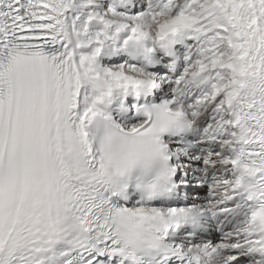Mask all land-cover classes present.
<instances>
[{
  "label": "snow or ice",
  "instance_id": "snow-or-ice-1",
  "mask_svg": "<svg viewBox=\"0 0 264 264\" xmlns=\"http://www.w3.org/2000/svg\"><path fill=\"white\" fill-rule=\"evenodd\" d=\"M0 264H264V0H0Z\"/></svg>",
  "mask_w": 264,
  "mask_h": 264
}]
</instances>
